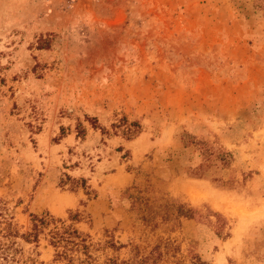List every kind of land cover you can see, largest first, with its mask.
<instances>
[{"label":"rangeland","instance_id":"rangeland-1","mask_svg":"<svg viewBox=\"0 0 264 264\" xmlns=\"http://www.w3.org/2000/svg\"><path fill=\"white\" fill-rule=\"evenodd\" d=\"M0 200L91 264H264V0H0Z\"/></svg>","mask_w":264,"mask_h":264},{"label":"trees","instance_id":"trees-1","mask_svg":"<svg viewBox=\"0 0 264 264\" xmlns=\"http://www.w3.org/2000/svg\"><path fill=\"white\" fill-rule=\"evenodd\" d=\"M76 128L77 133H84V127L81 124H78ZM133 131V129L127 128L125 133L132 135ZM181 141L184 147L193 146L201 151L204 161L199 165L200 168L209 165L207 157L211 154L212 148L207 146L205 140L183 132ZM217 159L221 168H228L234 157L230 150L224 149ZM190 174L196 177L204 176V173L196 171L190 172ZM181 215L190 217V214L181 213ZM41 236L54 248V261H65V264L92 263V256L88 252L87 238L72 223H66L65 219L55 217L45 211L40 216L31 218L27 230L21 232L14 220V215L8 212L6 202L0 200V264H44L35 257L24 256L18 242V239H21L26 243L37 245ZM146 259L145 257L139 261L143 262Z\"/></svg>","mask_w":264,"mask_h":264}]
</instances>
